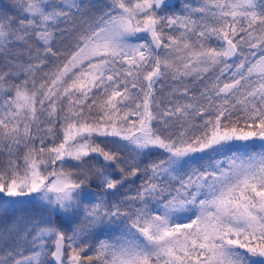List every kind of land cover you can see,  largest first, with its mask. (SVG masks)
I'll use <instances>...</instances> for the list:
<instances>
[{"label":"snow or ice","instance_id":"obj_1","mask_svg":"<svg viewBox=\"0 0 264 264\" xmlns=\"http://www.w3.org/2000/svg\"><path fill=\"white\" fill-rule=\"evenodd\" d=\"M0 243L264 264V0H0Z\"/></svg>","mask_w":264,"mask_h":264},{"label":"rangeland","instance_id":"obj_2","mask_svg":"<svg viewBox=\"0 0 264 264\" xmlns=\"http://www.w3.org/2000/svg\"><path fill=\"white\" fill-rule=\"evenodd\" d=\"M256 143H257V145H258V144H259V141H257ZM128 185H129V183H127V184L125 185V188L123 189L124 191H132V190L128 187ZM135 188H136V187H135ZM133 191H134V189H133ZM29 239H30V238H29ZM3 247H4L3 243H0V249H2ZM15 250L17 251V253L22 252L24 255H25L26 253L29 252L28 255H30V254H31L30 251H32V247H31V244H30V243H24V242H21L20 247H19V248H16Z\"/></svg>","mask_w":264,"mask_h":264},{"label":"trees","instance_id":"obj_3","mask_svg":"<svg viewBox=\"0 0 264 264\" xmlns=\"http://www.w3.org/2000/svg\"><path fill=\"white\" fill-rule=\"evenodd\" d=\"M2 4L6 5L7 4V0H2ZM138 181V180H137Z\"/></svg>","mask_w":264,"mask_h":264}]
</instances>
